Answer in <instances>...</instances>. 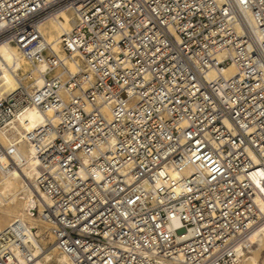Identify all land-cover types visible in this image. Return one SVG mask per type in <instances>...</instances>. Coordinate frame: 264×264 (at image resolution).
<instances>
[{"label": "built area", "instance_id": "2783aa9c", "mask_svg": "<svg viewBox=\"0 0 264 264\" xmlns=\"http://www.w3.org/2000/svg\"><path fill=\"white\" fill-rule=\"evenodd\" d=\"M62 12L54 48L39 25ZM10 44L30 69L9 92L0 69V170L33 149V215L71 264H238L264 222V0H0ZM38 245L13 221L0 264Z\"/></svg>", "mask_w": 264, "mask_h": 264}, {"label": "bare ground", "instance_id": "6f19581e", "mask_svg": "<svg viewBox=\"0 0 264 264\" xmlns=\"http://www.w3.org/2000/svg\"><path fill=\"white\" fill-rule=\"evenodd\" d=\"M75 19L70 12H62L57 16L43 21L39 25V30L46 42L58 47L60 36L69 32L74 26ZM60 57L62 54L57 51ZM45 67L42 66L41 69ZM69 68L73 70L72 64ZM0 69L2 70L1 85L5 92L17 89L20 86V72L25 73L30 69L29 63L23 57L19 48L15 45L0 46ZM2 92L0 91V98ZM44 115L36 108L30 109L20 117L25 130H32L43 121ZM21 157V169L4 173L0 170V230L8 226L13 221L26 222L36 230L39 237V250L36 257L27 264H71L67 257L60 253L55 254L56 247L53 244V237L38 216L33 215V211L39 207L41 209L43 201L40 192L32 186L28 180L33 179L36 171V163L33 149L22 144L18 151ZM2 165L7 164L5 159H0ZM169 174L173 179L181 178L179 172L170 169ZM264 171L260 170L254 176V182L263 194L257 197L256 202L264 212V185L261 179ZM45 230V231H44ZM47 235L49 239H46ZM51 243V244H50ZM50 244V245H49ZM264 253V222L252 230L241 248V259L238 264H259V258ZM263 264V263H262Z\"/></svg>", "mask_w": 264, "mask_h": 264}, {"label": "rangeland", "instance_id": "374dc122", "mask_svg": "<svg viewBox=\"0 0 264 264\" xmlns=\"http://www.w3.org/2000/svg\"><path fill=\"white\" fill-rule=\"evenodd\" d=\"M46 228H47V225H46ZM45 231V230H44ZM46 236V239H49V237L47 235ZM51 244V243H50ZM49 244V245H50ZM55 254H59V251L56 249V251H54ZM264 262V253L261 255V257L259 258V264H262Z\"/></svg>", "mask_w": 264, "mask_h": 264}]
</instances>
